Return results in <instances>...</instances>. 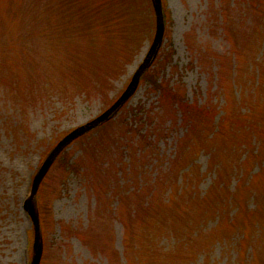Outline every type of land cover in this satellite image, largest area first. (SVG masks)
Masks as SVG:
<instances>
[{"label":"rangeland","instance_id":"374dc122","mask_svg":"<svg viewBox=\"0 0 264 264\" xmlns=\"http://www.w3.org/2000/svg\"><path fill=\"white\" fill-rule=\"evenodd\" d=\"M137 1L138 12L133 0H0V264H30L26 201L46 154L107 109L145 60L154 15L149 0ZM161 5L164 35L146 77L109 121L57 158L37 188L39 264H264V227H241L253 221L249 212L235 218L241 226L233 233L224 215L204 216L210 192L222 184L232 192L243 170L216 181L208 153L189 144L194 132L181 121L188 107H208L184 115L209 130L205 115L219 117L226 101L235 108L240 97L243 109L263 117L264 0ZM153 79L185 105L170 104ZM225 140L213 148L225 151ZM262 168L257 160L248 174L250 210L259 206ZM235 195L240 202L242 192ZM169 199L199 202L183 215L162 205Z\"/></svg>","mask_w":264,"mask_h":264},{"label":"trees","instance_id":"16d2710c","mask_svg":"<svg viewBox=\"0 0 264 264\" xmlns=\"http://www.w3.org/2000/svg\"><path fill=\"white\" fill-rule=\"evenodd\" d=\"M133 2L135 3L132 5L135 6L136 12H138V1L133 0ZM256 5L259 6V2H257ZM162 12L165 21L163 8ZM146 72L148 71H145L142 77L147 75ZM256 81L257 83H254V85L257 87L259 84V75L256 76ZM150 82L153 85V89L160 91V95H168V93H165L163 86H161L159 82H156V79L150 80ZM166 97L170 99V104L177 103L178 106L180 105L182 107L185 105L181 97L178 98L175 95L171 94ZM243 103L244 101L240 97L235 104L237 105V107L233 108L231 107V105H229V102L226 101L220 108L222 109L223 114H221L219 117L214 118L215 111H213V114L209 113V115H205L207 117V123L209 122V130L206 129L207 124L205 125V127H203L196 121L193 122L191 118L189 119V116L184 115L192 112V115L198 116L206 113L207 111L203 110L208 107H200L197 105L193 107L190 106L188 107L187 112L184 113V116L182 115L181 118V121L186 123L188 128L192 132H194L193 135L191 132V135L193 137L189 138V144L191 146H196L197 150L198 148H202L208 153V167L215 173L214 176L215 179H217L216 181H226L230 178V175H232L237 170H243L242 179L238 188L235 187V190H233L232 192L229 190L228 193H224L225 190H227V186L222 184L221 187L217 189L218 191L214 195L211 196L210 192L211 205L207 204L206 202H202L209 205L208 209H204L205 218L207 217L206 212L210 210L213 216L224 215L226 217V224L230 226V233H233L234 231H237V229H240L239 226L241 225L239 221L234 220L241 213L245 214L249 212V217H251V219L253 220L252 222H249V226L246 225L245 228L241 226L242 229L253 230L254 226L264 227V187L261 190L260 201L256 202V204L259 206H256L253 210H250L248 208L250 197H252V192L250 189V185L252 184L250 183L252 176H249L248 174L250 173V169L252 168V165L255 163V161L259 160L264 162V115H262L263 117H259L255 114L254 110L251 111V109H243L241 107ZM170 104L168 105V107H170ZM190 120L192 121L193 125H191V123L189 124ZM207 131H210V135H217V138L215 140L207 139L205 137V132ZM197 134L199 136V139L195 138ZM224 136L226 137L225 141H227L225 144H223V149L225 151H221L218 149L215 150V148H213L215 147V142H221ZM202 138H204L205 140H203ZM195 140H198V142H200V146H197L195 144ZM222 152L225 153L221 154ZM237 154L238 156L236 158ZM262 175H264V168H262ZM216 186H218V184H216ZM239 190L242 192V199H240V202L235 199V194L238 193ZM244 193H246L245 196ZM228 195L235 196H233V198L229 197ZM178 198H181V196L179 195ZM198 202V200L194 199L192 204H198ZM192 204H188L186 201L181 202V200L176 201L169 199L166 204L162 205L164 207L178 209L182 211L183 215H186L190 208L189 205L192 206ZM232 211L233 213H231ZM248 233L249 231H247V234ZM247 239L248 235L242 234L239 241L243 245L245 244Z\"/></svg>","mask_w":264,"mask_h":264},{"label":"water","instance_id":"95a60500","mask_svg":"<svg viewBox=\"0 0 264 264\" xmlns=\"http://www.w3.org/2000/svg\"><path fill=\"white\" fill-rule=\"evenodd\" d=\"M153 9L155 12V20H156V30L155 35L152 41V44L149 48V51L147 55L145 56V60L142 64L139 65L138 69L135 71L133 77L131 78V81L129 85L126 87L124 92L120 95V97L103 113H101L99 116H97L92 121L81 125L71 132H69L65 137H63L56 145L55 147L48 153L45 160L43 161L42 165L40 166L37 174L35 175L32 183L31 188V195L27 202L30 203L29 211L33 217L34 220V230H35V236H34V254L32 259V264H39L41 252H42V242H41V236L39 232L38 227V219H37V213L32 207V200L35 195L37 186L43 176L48 171L49 167L57 157V155L76 137L86 133L87 131L95 128L99 123L107 120L109 117H111L117 109L128 99V97L131 95L133 89L137 86L138 81L142 75V73L145 71V69L150 65L152 57L156 53L157 48L160 45L162 35H163V17H162V11H161V4L160 0H152Z\"/></svg>","mask_w":264,"mask_h":264}]
</instances>
